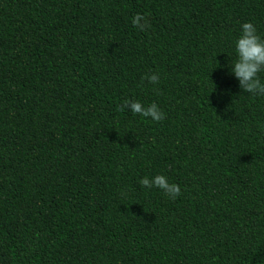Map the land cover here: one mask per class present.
Returning a JSON list of instances; mask_svg holds the SVG:
<instances>
[{"label":"trees","instance_id":"1","mask_svg":"<svg viewBox=\"0 0 264 264\" xmlns=\"http://www.w3.org/2000/svg\"><path fill=\"white\" fill-rule=\"evenodd\" d=\"M244 22L264 36V0H0V264H264ZM156 174L176 199L138 183Z\"/></svg>","mask_w":264,"mask_h":264},{"label":"clouds","instance_id":"2","mask_svg":"<svg viewBox=\"0 0 264 264\" xmlns=\"http://www.w3.org/2000/svg\"><path fill=\"white\" fill-rule=\"evenodd\" d=\"M131 23L140 31H146L150 27L147 18L141 14L133 16ZM240 29V35L235 40L236 58L235 60L230 59L229 72L237 80L239 88L244 93L264 97V81L261 78V73H264V36L258 34L252 22L242 23ZM145 79L150 84L156 85L160 76L152 73ZM122 107L130 110L134 115L139 114L155 122L164 118L163 112L155 103L145 106L136 100H126ZM138 183L145 189H160L173 200L181 193L180 187L175 183H170L163 174L144 176Z\"/></svg>","mask_w":264,"mask_h":264}]
</instances>
